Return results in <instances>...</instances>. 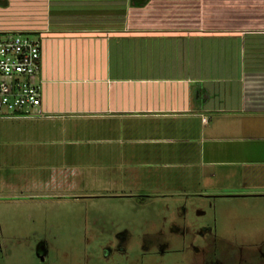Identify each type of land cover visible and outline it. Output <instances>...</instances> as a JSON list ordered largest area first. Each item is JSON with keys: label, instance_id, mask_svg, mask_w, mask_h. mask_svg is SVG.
Wrapping results in <instances>:
<instances>
[{"label": "rangeland", "instance_id": "obj_1", "mask_svg": "<svg viewBox=\"0 0 264 264\" xmlns=\"http://www.w3.org/2000/svg\"><path fill=\"white\" fill-rule=\"evenodd\" d=\"M53 124L0 120V264H264L259 133Z\"/></svg>", "mask_w": 264, "mask_h": 264}, {"label": "crops", "instance_id": "obj_2", "mask_svg": "<svg viewBox=\"0 0 264 264\" xmlns=\"http://www.w3.org/2000/svg\"><path fill=\"white\" fill-rule=\"evenodd\" d=\"M4 31L40 40L42 108L64 132L133 122L188 148L197 130L264 142V0H0Z\"/></svg>", "mask_w": 264, "mask_h": 264}, {"label": "built area", "instance_id": "obj_3", "mask_svg": "<svg viewBox=\"0 0 264 264\" xmlns=\"http://www.w3.org/2000/svg\"><path fill=\"white\" fill-rule=\"evenodd\" d=\"M40 40L24 32H0V120L45 118Z\"/></svg>", "mask_w": 264, "mask_h": 264}]
</instances>
